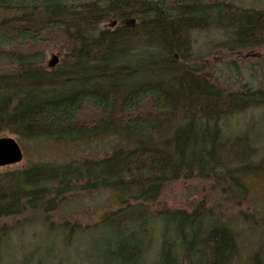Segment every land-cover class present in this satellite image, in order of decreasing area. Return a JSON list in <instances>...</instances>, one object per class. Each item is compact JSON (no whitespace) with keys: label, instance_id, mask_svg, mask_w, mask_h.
Segmentation results:
<instances>
[{"label":"trees","instance_id":"trees-1","mask_svg":"<svg viewBox=\"0 0 264 264\" xmlns=\"http://www.w3.org/2000/svg\"><path fill=\"white\" fill-rule=\"evenodd\" d=\"M0 12V133L85 153L111 140L101 157L0 173V264H42L51 250L35 238L21 245L28 227L48 221L17 217L81 190L114 194L117 209L80 231H104L110 264H264V249L249 256L239 243L244 222H221L203 204L152 211L173 182L241 192L244 180L264 175V129H225L262 93L226 91L192 51V35L210 31L226 37L218 54L264 48V0H0ZM53 230L66 247L77 235L69 243L63 227ZM15 247L20 257L7 260Z\"/></svg>","mask_w":264,"mask_h":264},{"label":"rangeland","instance_id":"rangeland-1","mask_svg":"<svg viewBox=\"0 0 264 264\" xmlns=\"http://www.w3.org/2000/svg\"><path fill=\"white\" fill-rule=\"evenodd\" d=\"M2 16L4 17L5 14L0 12V19ZM192 37L194 42L192 51L196 56H199L200 59L197 60L199 65L207 66L205 76L209 80L214 81L229 92L245 89L246 91L251 90L250 93H262V95L254 93L256 96L253 98L256 100H250L248 105L251 108L240 113L241 117H239L240 115L228 117L227 120L230 124H226L228 126L225 127L226 131L233 135L237 132H246V128L257 132V125L264 129V105L260 107L256 104L261 96L264 97V48L237 54L235 52L232 57H229L227 55L230 52L227 53L226 50H223L221 54H218V51L214 49L215 45L226 40L222 33L198 32L194 33ZM51 61L52 56L50 55L45 64L48 66ZM4 64L6 62L0 59V67ZM2 138L15 139L23 150L24 160L20 164L0 167V173L24 169V166L26 167L33 162H69L72 156L75 158L82 155L86 156V154L93 156L96 152L99 153L97 157H101L109 151V142H111L108 139L101 141V144L93 142L84 149L86 150L85 153L80 152L82 147L78 148L80 151H76L75 147H49L44 143L34 146L28 141L19 142L18 138L7 133H0V139ZM262 145V142L257 141L253 146L260 148ZM241 190V192L236 189H231L232 192L230 190L223 191L212 180L177 181L163 188L159 202L152 211L155 213L158 210L170 209L193 212L194 209L196 210L203 204L210 211L213 210L216 215H220L218 218L221 222L225 221L238 226L239 222H244L243 225H240L243 228H241L242 232L240 229L239 243L251 256L253 253L264 249V175L252 180H244L241 184ZM113 195L107 190L95 192L81 190L76 196L67 195L66 198H55V208L51 211H45V207H41V209L36 208L35 214L26 213L23 216H18L19 224H32L38 218L48 221L44 228L40 224L31 228L28 227L29 230L26 229L24 239L27 242L21 246H25L27 250L26 244L34 238L35 244L43 243V247L51 251L48 255L40 256L42 264L112 263L105 260L109 244L102 240L101 234L104 231H80H91L101 223L104 215L117 209ZM52 199L47 197L46 201ZM62 227L66 233L65 240L69 239V243L73 241L77 231L75 240L69 247H66L61 241L60 243L58 240L56 241V235L61 237L62 232H58V234L52 232L53 229L55 231ZM69 227H72L74 231L71 232ZM18 250H20L18 247H15L13 253L8 250L6 257L12 254L7 257V260L18 259L20 257ZM244 260L242 259L240 264H251L250 258ZM237 263L239 264V262Z\"/></svg>","mask_w":264,"mask_h":264},{"label":"water","instance_id":"water-1","mask_svg":"<svg viewBox=\"0 0 264 264\" xmlns=\"http://www.w3.org/2000/svg\"><path fill=\"white\" fill-rule=\"evenodd\" d=\"M134 24V20L132 21ZM116 23L113 24L115 26ZM59 63L57 56L52 57L48 67L54 69ZM24 160V153L15 139H0V167L20 164Z\"/></svg>","mask_w":264,"mask_h":264}]
</instances>
